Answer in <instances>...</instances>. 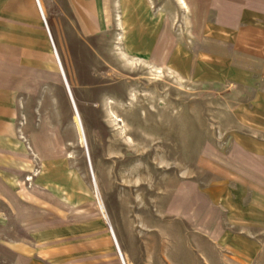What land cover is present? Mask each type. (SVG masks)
<instances>
[{
	"label": "rangeland",
	"instance_id": "rangeland-1",
	"mask_svg": "<svg viewBox=\"0 0 264 264\" xmlns=\"http://www.w3.org/2000/svg\"><path fill=\"white\" fill-rule=\"evenodd\" d=\"M187 2L110 0L104 31L57 45L85 145L51 41L0 92V264H123L116 241L128 264H264V0ZM115 14L177 73L132 79Z\"/></svg>",
	"mask_w": 264,
	"mask_h": 264
},
{
	"label": "crops",
	"instance_id": "crops-1",
	"mask_svg": "<svg viewBox=\"0 0 264 264\" xmlns=\"http://www.w3.org/2000/svg\"><path fill=\"white\" fill-rule=\"evenodd\" d=\"M43 3L40 6L37 0H0V92L16 91L17 76L26 74L19 71L25 70L27 61L48 52L50 37L60 47L104 31L99 0H43ZM111 22L112 17L107 26ZM58 52L64 66L66 57L62 49Z\"/></svg>",
	"mask_w": 264,
	"mask_h": 264
},
{
	"label": "bare ground",
	"instance_id": "bare-ground-1",
	"mask_svg": "<svg viewBox=\"0 0 264 264\" xmlns=\"http://www.w3.org/2000/svg\"><path fill=\"white\" fill-rule=\"evenodd\" d=\"M37 1L39 4L41 2V4L44 5L43 0H37ZM176 1L178 2L179 7L183 11L184 16L187 18L189 16V13L191 12L189 3L187 2V0H176ZM41 4H40V6H41ZM99 12H100V15L103 19L104 27H107V25L110 22V19L112 17L111 8H110V0H99ZM42 15H43L44 23L46 25L48 22H47V19L45 17L43 10H42ZM115 17H116L115 18L116 23L118 24L117 29L120 30L117 34L118 36H116L115 50H116V53L118 54L119 58L121 60H123V62L125 61V63H127V67H126L127 70H132L131 73L132 74L134 73V75L131 76L132 79H135L138 82H141L144 80H152V79H156L158 81L161 78H167V77L177 73L171 67L170 68H164L163 65L157 64L149 56H147L148 54H143V55L134 54L133 50H132L133 47H131V45H129V44H126L125 47L123 48L121 46V44H122V41L124 39V33L126 32V34H127L125 23L127 21L134 23L136 17L135 16L131 17V15H128L127 17H125L126 20H123V18L121 17L120 14H115ZM47 27H48V24H47ZM47 32H48L49 37H50L51 36L50 30L47 29ZM50 39L52 41V45L54 46L53 52H54V55L57 59V65L59 67V71L61 72L63 79L65 80V78H66L65 82H67V84H68L67 85V92H68V95H69V98L71 101V105L74 109L73 119L76 123V126H77L79 132H80V140L85 145L83 135H82V129L83 128H82V124H81V116L79 113V109H78L77 104L75 102V98L73 96L72 88H71V85L67 79L66 72L64 70L63 63L60 59V54L58 52L56 44L54 43L52 37H50ZM135 47L137 48V46H135ZM110 65L113 69H115L114 65H112L111 63H110ZM144 68L147 69L146 72H143L140 70V69H144ZM64 75H65V77H64ZM177 75H179V74H177ZM136 96H137L136 93L131 95L132 100H134V98H136ZM106 104H107V106L112 107V101H106ZM109 118H110V121L114 124H118L121 121H124V133L126 135H128V132L126 131L127 123L125 121V117L123 118L119 114L112 112V114H109ZM8 141L10 143L11 142L22 143L21 140H17L15 142L13 139H10V138ZM22 148L25 151V153L29 154V147L25 143L22 145ZM1 172L4 174V177L12 184L13 187L18 188L21 186V187L25 188L23 186V184H21L20 178L17 174H14V173H11V172H8L5 170H1ZM41 173H44V166H43V168H41ZM30 179H33V177L28 178V180H30ZM50 182L51 183H48L49 187L51 188V190L55 194H57L59 196L60 200H63V201H66V200L70 201L71 200V195H70L69 191L67 189L63 188L61 186L60 182L55 181L53 179L50 180ZM44 188H47V187L45 186ZM0 215H2L1 212H0ZM1 219H3V218H1ZM111 233H113V236L115 237L114 231L113 232L111 231ZM9 245L13 249H15L16 251L29 252L31 255L33 254V248L31 246H27L26 244L18 243V242H15V243L10 242ZM124 259H125V256H124ZM125 261H126V259H125ZM126 264H128L127 261H126Z\"/></svg>",
	"mask_w": 264,
	"mask_h": 264
},
{
	"label": "water",
	"instance_id": "water-1",
	"mask_svg": "<svg viewBox=\"0 0 264 264\" xmlns=\"http://www.w3.org/2000/svg\"><path fill=\"white\" fill-rule=\"evenodd\" d=\"M64 77H65V75H64ZM65 80H66V78H65ZM66 85H68L67 82H66ZM110 229H111V231L113 232L111 226H110ZM114 239H115V241H116V238H115V237H114ZM116 246H117V249H118V253H119V255H120V258H121V260H122V263H123V264H126V261H125L124 256H123V254H122V252H121V250H120V248H119V246H118L117 241H116Z\"/></svg>",
	"mask_w": 264,
	"mask_h": 264
},
{
	"label": "built area",
	"instance_id": "built-area-1",
	"mask_svg": "<svg viewBox=\"0 0 264 264\" xmlns=\"http://www.w3.org/2000/svg\"><path fill=\"white\" fill-rule=\"evenodd\" d=\"M46 27H47V24H46ZM47 29H49V28L47 27Z\"/></svg>",
	"mask_w": 264,
	"mask_h": 264
}]
</instances>
